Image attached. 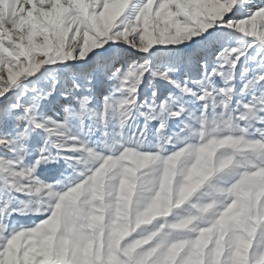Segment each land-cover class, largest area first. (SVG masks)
Masks as SVG:
<instances>
[{
  "label": "snow or ice",
  "instance_id": "obj_1",
  "mask_svg": "<svg viewBox=\"0 0 264 264\" xmlns=\"http://www.w3.org/2000/svg\"><path fill=\"white\" fill-rule=\"evenodd\" d=\"M0 264H264V0H0Z\"/></svg>",
  "mask_w": 264,
  "mask_h": 264
}]
</instances>
